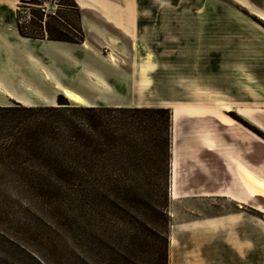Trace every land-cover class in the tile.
<instances>
[{"label":"rangeland","instance_id":"rangeland-1","mask_svg":"<svg viewBox=\"0 0 264 264\" xmlns=\"http://www.w3.org/2000/svg\"><path fill=\"white\" fill-rule=\"evenodd\" d=\"M107 1L102 9L77 0H0V106L21 102L12 95L22 96L24 106L47 105L30 97L27 84L18 92L8 90L1 64L8 57L33 61L8 69H20L22 81L48 98L52 87L34 77L55 81L60 61L76 69L122 61L132 76H101L116 78L122 105L171 110L169 150L145 147L127 155L131 164L121 174L127 178L124 189L38 191L2 180L13 176L6 161L14 153L0 149V264H162L165 255L167 264H264V212L238 205L241 171L248 167L242 157L251 163L264 160V144L241 129L244 124L264 137L244 118L250 110L241 107L264 103V19L250 9L256 5L264 12V0ZM102 11H133L139 25L116 45L111 35L96 32ZM83 15L90 25L84 26ZM18 24L41 35L48 29L56 36H84L65 44L63 58L16 56L18 46L20 53H34L41 47L34 43L49 39L23 38L13 32ZM47 52L60 54L50 45ZM102 77L94 75L97 82ZM63 87L56 86L59 94ZM217 144L224 146L225 159L216 152L222 150ZM224 186L229 195H214ZM259 199L250 204H264ZM241 209L261 218L262 229L256 226L241 237ZM220 215H229L223 244L214 243L220 228L204 221Z\"/></svg>","mask_w":264,"mask_h":264},{"label":"trees","instance_id":"trees-1","mask_svg":"<svg viewBox=\"0 0 264 264\" xmlns=\"http://www.w3.org/2000/svg\"><path fill=\"white\" fill-rule=\"evenodd\" d=\"M76 2V1H74ZM77 3V2H76ZM76 6H78L76 4ZM31 38L66 42L75 39L24 31ZM46 33V32H45ZM55 105L0 106V149L14 153L6 166L13 174L3 178L25 188L47 191L57 187L123 188L128 170L127 155L139 148L161 147L168 152L171 143L172 112L155 106H102L71 103L59 94ZM114 169V170H113ZM113 170V171H112ZM115 171L119 175L115 174ZM162 264H167L165 255Z\"/></svg>","mask_w":264,"mask_h":264},{"label":"crops","instance_id":"crops-1","mask_svg":"<svg viewBox=\"0 0 264 264\" xmlns=\"http://www.w3.org/2000/svg\"><path fill=\"white\" fill-rule=\"evenodd\" d=\"M78 2H81L84 6H86L88 3H93L100 6V8L105 9L108 1L107 0H77ZM86 4V5H85ZM104 8H103V7ZM118 7L117 5H115ZM108 7V6H107ZM100 18L99 22L96 24V31L99 35H111L114 38V43L117 45L119 41L123 39V34L125 37L130 38L133 34V32L137 29V26L139 25V17L135 14L133 11H117V12H108V11H102V13H99ZM82 21L84 23V26L90 25L89 18H87L85 15L82 17ZM91 28V27H89ZM13 32L18 33L17 28L13 27ZM126 32V33H125ZM23 38H28L24 37L21 34H19ZM37 39V38H35ZM37 40H45V39H37ZM66 41H59V40H51L47 39V43H34V45L38 46L40 45L41 47L40 50L34 52V53H20L18 51V48L22 47L21 45L15 48L14 54L16 56H23V55H28V56H33L36 57L38 54H45L46 56H52L56 58H63L67 54L66 52ZM50 45V48L53 50L55 49L58 51L60 54L55 55L48 53V47ZM48 46V47H47ZM54 46V47H52ZM58 46V47H57ZM14 49V47H12ZM111 49L113 47L111 46ZM62 51V52H61ZM109 52V51H108ZM27 60V59H26ZM107 64L100 63L98 67H96L93 63H89L87 67H84L83 69H76L75 65L67 67L65 64L60 61V67L55 70L56 73V80L49 83V82H44L41 80H36L37 78L34 77L35 82H38L41 84V86H44L47 88L48 86L52 87V90L50 91L49 94V101L50 104L56 103L57 101V95L59 94L58 89L56 88L57 85L61 86H69L73 90L77 91L82 95V97L86 100V102L89 105H109V106H128V105H122L120 102L117 100L121 99L122 96L118 95V83H117V76L119 75H126L129 73L130 76H132V71H126L127 65H123L122 61H108ZM129 67H133V61L129 62ZM2 66L5 67V70L7 69V72L5 73V81L8 84V90H14L16 92L19 91V88L21 89V86L27 84L24 88L27 91L31 92L30 90H34L35 88L28 83H25L24 80L22 81L21 74L23 73L20 69L19 72H13L9 71V67H22L26 65H31L33 64L32 60H27L26 62L21 61L20 59H12L8 57L7 59H4L1 62ZM100 66V67H99ZM106 68L104 71L102 68ZM23 68V67H22ZM100 70V71H99ZM102 72L107 74V76H110L114 74L116 78L114 80H110V78H103ZM112 73V74H111ZM27 78H31V73H27ZM94 75L99 76L100 78L104 80L103 82H97L94 78ZM21 78V80H20ZM27 78L25 80L27 81ZM33 80V82H34ZM47 80V79H46ZM132 85V82L130 83ZM49 89V88H48ZM8 96V95H7ZM6 96V98H8ZM13 97L17 98L19 101L23 102L24 98L18 97L16 95H12ZM11 98V97H10ZM14 99V98H12ZM17 101L16 99H14ZM18 102V101H17ZM37 104V103H36ZM241 107H246L247 109L250 110V115L248 117H244L246 120L250 121L253 123L255 126L258 128L262 129L264 131V120L262 118V112L264 110V103L261 102V104H256L255 106H241ZM243 117V116H242ZM241 129H244V131L248 132L249 134L253 135L257 140L262 142L264 144V137L260 136L250 128H248L246 125L241 124ZM216 142V141H215ZM220 146V144H217ZM222 148L221 151H216L222 158L225 159L224 156V150H223V145L220 146ZM242 162L246 164L248 167L244 166L243 169L244 171H241V190L243 189V192H241V204H238L239 206H242L241 208H244L245 206H250L257 211L264 212V204L261 201H264V191L259 190L255 187H253L249 182L248 178L249 176L253 175L256 179L260 180L264 184V160L258 162V163H251L248 162L245 158L242 157ZM226 163V160H225ZM220 190V191H219ZM229 187H223L219 188L218 192L214 193V195L217 196H227L229 195ZM258 196L259 202L262 204L254 205L250 204V201L254 199V197ZM264 216V213H262ZM229 215H220L218 217H212L210 219L204 220L205 222H211L212 224H215L218 228H220V231L217 235V240L214 241V243L217 244H223V229L226 226V218ZM241 218H245L244 225L241 226V237L242 235H249L252 230L256 229V226H259V230L262 229V219L254 216L255 219H252L251 216L246 215V213L243 212L241 209ZM258 219V220H256ZM249 220V221H248ZM202 221H197L198 223H203ZM261 228V229H260ZM264 230V229H263ZM262 230V231H263ZM261 232V231H260ZM263 233H259V236H261Z\"/></svg>","mask_w":264,"mask_h":264},{"label":"bare ground","instance_id":"bare-ground-1","mask_svg":"<svg viewBox=\"0 0 264 264\" xmlns=\"http://www.w3.org/2000/svg\"><path fill=\"white\" fill-rule=\"evenodd\" d=\"M256 7V5H255ZM253 6L250 7L251 11L253 13H255L256 15H258L259 17L263 18L264 19V12L255 8ZM2 25V23H0ZM10 28V27H9ZM54 47V46H52ZM58 47V46H57ZM53 51H56L55 49H53ZM31 93H30V97L34 100H37V101H40L44 104H47L49 105L50 104V101H49V98L45 95V93H38L36 92V90H30ZM62 94H64L68 99H70L71 101H74L76 103H80L82 105H89L86 100L82 97V95L80 93H78L77 91L73 90L72 88L70 87H63L62 88ZM18 97H21L18 95ZM54 104V103H53ZM248 182L255 188L259 189V190H263L264 191V184L256 179L253 175L249 176L248 178ZM231 217V215H230ZM232 218V217H231ZM172 243H175V238H172Z\"/></svg>","mask_w":264,"mask_h":264}]
</instances>
